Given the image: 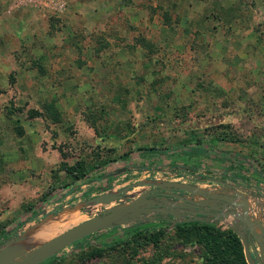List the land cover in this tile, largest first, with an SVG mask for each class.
Listing matches in <instances>:
<instances>
[{"label":"rangeland","instance_id":"rangeland-1","mask_svg":"<svg viewBox=\"0 0 264 264\" xmlns=\"http://www.w3.org/2000/svg\"><path fill=\"white\" fill-rule=\"evenodd\" d=\"M162 181L242 192L264 231V0H0L3 253ZM99 194L116 197L86 202ZM57 207L54 230L12 253ZM158 217L39 264H207L181 217ZM234 221L207 223L244 235Z\"/></svg>","mask_w":264,"mask_h":264},{"label":"water","instance_id":"water-1","mask_svg":"<svg viewBox=\"0 0 264 264\" xmlns=\"http://www.w3.org/2000/svg\"><path fill=\"white\" fill-rule=\"evenodd\" d=\"M155 191H159L158 195L161 196L158 199L149 197ZM115 197L113 194H99L87 199L86 202L107 204ZM237 208L240 209V212H237ZM229 215L236 220L229 225L230 229L237 232V226H239L243 230L244 235L238 234V237L242 244L245 262L247 264H262L264 262V231L262 224L251 219L247 214L245 194L238 191L228 193L224 190H207L199 188L195 184L181 181L157 183L142 191L134 200L108 208L68 227L30 250L20 252L18 259L4 255L3 251L7 247L6 245L0 249V264H39L65 246L92 233L146 218L163 216L164 219L174 220L181 217L186 221L210 222L220 221ZM252 241L256 243L258 252Z\"/></svg>","mask_w":264,"mask_h":264},{"label":"trees","instance_id":"trees-1","mask_svg":"<svg viewBox=\"0 0 264 264\" xmlns=\"http://www.w3.org/2000/svg\"><path fill=\"white\" fill-rule=\"evenodd\" d=\"M190 151L197 154L202 149L191 147ZM77 168L76 172L79 174L75 177L84 175L81 164L77 163ZM137 170L140 171V167ZM100 177L98 176L94 181L99 180ZM60 210L61 207H57L52 213L56 214ZM30 221H34L33 217L27 219V222ZM115 227L112 226L110 228L114 229ZM176 228L183 233L184 237L193 235L196 240L205 245L208 254L206 259L207 264H246L242 253L241 241L232 231L228 229L221 230L214 224L198 220H182V222L176 224ZM76 242L78 241L73 243Z\"/></svg>","mask_w":264,"mask_h":264},{"label":"bare ground","instance_id":"bare-ground-1","mask_svg":"<svg viewBox=\"0 0 264 264\" xmlns=\"http://www.w3.org/2000/svg\"><path fill=\"white\" fill-rule=\"evenodd\" d=\"M67 210H71V209H67ZM61 212L59 211L56 215L57 217L53 220H46L44 223H40L39 225H37L35 228L31 229H26L24 231V234L23 236L19 237L16 241H19V240H22V238L26 235V234H29L31 236H33L35 239V241H39V240H42L44 239L45 237H47V235L49 233H51L53 230H54V225L62 219V217H60V214ZM55 215V216H56ZM32 240V239H31ZM31 245V241L30 240H22L20 243H18V245H15L13 248H12V253H17L18 250L20 249H25L27 247H29ZM10 251V252H11ZM6 255L7 257L10 258V253H6L4 254Z\"/></svg>","mask_w":264,"mask_h":264},{"label":"flooded vegetation","instance_id":"flooded-vegetation-1","mask_svg":"<svg viewBox=\"0 0 264 264\" xmlns=\"http://www.w3.org/2000/svg\"><path fill=\"white\" fill-rule=\"evenodd\" d=\"M159 191H155L154 193H151L149 195V197L153 198V199H158L159 197H161L160 195H158Z\"/></svg>","mask_w":264,"mask_h":264},{"label":"crops","instance_id":"crops-1","mask_svg":"<svg viewBox=\"0 0 264 264\" xmlns=\"http://www.w3.org/2000/svg\"><path fill=\"white\" fill-rule=\"evenodd\" d=\"M102 231V230H101Z\"/></svg>","mask_w":264,"mask_h":264}]
</instances>
